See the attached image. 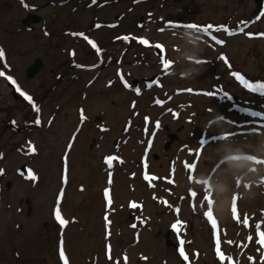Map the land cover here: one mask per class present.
Returning a JSON list of instances; mask_svg holds the SVG:
<instances>
[{
    "label": "rangeland",
    "instance_id": "1",
    "mask_svg": "<svg viewBox=\"0 0 264 264\" xmlns=\"http://www.w3.org/2000/svg\"><path fill=\"white\" fill-rule=\"evenodd\" d=\"M33 1L36 0H27L29 3ZM98 1L99 5L105 1L107 6L96 9V5L87 14L80 13L82 11L72 13L74 17L68 19V24L80 22L82 17L83 25L65 26V29L71 31L79 28L85 31L94 18L99 22H109L111 26H118L114 30L92 32L93 37L106 51L109 60L87 90L83 88L84 81L96 71L84 73L71 70L69 75H65L64 81L58 84L53 78L56 73H63L69 64L68 60L71 61L57 49L59 47L65 50L68 47L75 48L78 62L92 64L96 61L99 64L100 58L95 60V55L90 54L87 57L89 46L82 39L75 42L66 37L61 43L54 45V50L46 51L39 31L35 40H33L34 35L31 37L17 35L10 37V42H5L7 38L3 34L4 25L0 27V42L6 47L8 45L9 51L12 48L11 42L15 45L9 61L4 63L12 69L14 67L12 74L6 72L5 75L16 79L17 82L13 80L16 88L24 91L31 98L34 95L40 99L46 93L47 87L56 85L42 101V107H38L40 111L37 113L32 103L25 98L21 100L13 98L10 90L5 86L6 81L9 80L0 75V170H2L0 264H65L64 260L67 264H116L117 261L119 264H125V257L127 264H253L248 260L249 256L254 258L255 264H262L260 252L257 251L260 246L256 243L258 235L255 225L261 223V231H264V164H257L254 161L264 160V95L246 88L233 75L235 73L242 76L253 87L264 84V17L260 21H255L253 15L256 11L255 1L142 0L139 3H136L137 0ZM36 3L41 5L40 2ZM57 10L54 8L47 9V12L42 10L41 13L45 14L40 15L43 16V20H48L52 29L61 31L64 26L61 27L60 21L67 18L64 15L58 17L60 13L65 12ZM13 12L15 13L13 23L18 26L24 14L18 7L14 8ZM121 13L123 17L115 19ZM140 18L144 25L142 28H138L137 21ZM5 19L8 18L0 17V22ZM164 19L182 25L195 24L201 29L212 26L208 31L209 37L212 38L207 43L188 42V40L196 41L194 37L202 33L193 34L192 39L185 38L186 34L182 32L173 35L162 25ZM221 26L229 31L238 27L243 30L230 36L219 30L214 32L215 28ZM138 35L149 36L148 43L162 41L163 45L168 47V53L171 51L170 47L175 49L169 56L173 61L176 60V65L173 68L174 72L163 79L164 88L168 90L173 87L194 88L192 97L183 96L177 100L178 104L184 102L185 107H187L186 102L191 103L189 110L192 111V125L183 122L187 114L182 111L181 119L176 123L165 119L163 130L157 134L153 159H162L158 174L167 177L166 159L174 153L171 148L177 147L179 153V146L190 143L193 152L190 156L183 157L194 161L197 168L202 153L208 146H213L210 148L213 149L219 146L216 144L224 142L226 144L213 151L208 148L205 152L203 158L207 174L199 170L193 175L192 181L189 179L183 181L176 176L172 186L168 185L167 181L162 182L163 197L168 196L170 202L177 205L179 209V213L176 212L177 220L181 222V231L186 230L185 234L181 233L178 236L184 241V252L188 257L185 263L177 257L171 246L174 240L168 233L167 224L173 219V215L169 208H165L167 210L165 212L163 207L157 208L147 200V205L153 209V213L149 214L151 221L144 231L139 232L141 244L134 243L135 231L139 230L126 226L131 219L127 218L129 210H126L125 203L128 198L139 199L146 193L143 192L142 184L135 185L138 178L132 182L135 190L130 193L128 184L131 181L126 180L121 170L115 174L113 193L116 202H113L110 208V211L114 208L117 212L111 216L114 225L101 226L100 214L104 206L101 205L99 191L104 184V173L99 159L101 155L111 152V142L120 135L124 119L131 115L127 105L132 99L130 93L126 94L122 91L117 82L110 88L104 87V84L114 77L115 67V73L120 71L126 73V67L131 68L130 78L138 81L142 78H150L156 73L153 65L156 61L152 53L153 49H144L145 44L136 43L135 37ZM121 36H128L130 43L128 45L122 43ZM216 40L226 45L217 44ZM119 48L126 52L121 55V62L115 65L117 53L121 51ZM35 57L43 59L44 67L42 70L39 69L41 71L37 72L38 75L36 74L34 79H27L24 70L34 63ZM190 59L192 61H189ZM137 61L142 64L130 65ZM230 73L233 76H229ZM71 74H75L77 79H71ZM180 74L183 76L181 77ZM44 79L46 82L42 85ZM82 92L87 94L83 104L90 121L83 125L75 142L66 150L64 156V149L69 142L67 133L76 122L75 104L80 100L79 95ZM160 92L142 94L137 106V109L141 110L139 118L143 113L151 114L154 118L161 112L149 106L151 98ZM209 92L213 95L204 94ZM53 114L54 117L51 118ZM37 117L41 118L40 126L30 132L31 129L26 126L29 122L33 123ZM13 121L15 124L12 129L9 123L13 124ZM100 121L106 122L105 125L110 128V132L101 134L96 131L94 126ZM191 132L193 135H189ZM133 133L137 135L136 130ZM100 136L103 139H100ZM94 140L99 147L92 146ZM250 143L256 147L253 145L249 147ZM127 146L123 149V153L127 159V172H129L134 168L131 164L132 156L135 154L138 156L139 148L133 145V141H129ZM30 147H33L35 152H29ZM221 149L226 150L223 153L241 150L261 156H254L251 160L220 158L224 156ZM210 154L212 158L208 160ZM247 156L249 155L241 157ZM224 163L241 164L240 166L246 167L242 173L229 175L231 183L239 185V182H242L239 191L248 193L247 196L253 201L251 203H255L254 212L248 210L247 213H240L237 210L240 221L245 214L249 217V227L243 231L241 225L234 223L236 227L229 232V228L224 226L215 208L218 197L215 194V185L221 182L219 171ZM22 164L28 165L30 174L35 176L34 180L29 178L30 174L26 176L18 174L17 169ZM62 174L67 179L63 193ZM208 183L212 184L210 191H206ZM116 184L119 188H116ZM77 185H80L79 189ZM187 188L195 193L191 199L194 209L191 206L189 208L187 199H182ZM234 189L236 191V187ZM209 199L217 223L216 231L206 218ZM27 200L31 208L29 216L26 215ZM232 204L233 200L229 199L228 211L224 209L225 215L229 214L231 220L234 219ZM57 207L61 217L68 221L64 228H61L55 219ZM192 211L196 212L193 218L190 217ZM118 214L119 219H116ZM185 221H188L189 228L185 227ZM68 226L70 228L67 229ZM205 229L210 232L209 237L205 234ZM106 233L109 236L106 241L108 247L105 248L102 244ZM217 234L220 240V252L224 255L223 261L216 252ZM249 236L253 238L251 243L248 242ZM61 241L64 259L59 256ZM109 246L111 259H109ZM124 248L126 250H122Z\"/></svg>",
    "mask_w": 264,
    "mask_h": 264
},
{
    "label": "flooded vegetation",
    "instance_id": "2",
    "mask_svg": "<svg viewBox=\"0 0 264 264\" xmlns=\"http://www.w3.org/2000/svg\"><path fill=\"white\" fill-rule=\"evenodd\" d=\"M36 2H40V4H37ZM98 0H95V3L92 2V0H36L33 1V3H29L27 2V0H24V3H21V0H0V17H5L8 19H5L4 21L0 22V27L1 25H4V35L6 36L7 40L5 42H10L11 40H9L10 37L13 36H24V35H34L33 36V40H35L36 38V34L37 31H39V33L42 36L43 39V47L46 51H50V50H54L55 44H59L62 42V40L64 38H69L70 40L73 41H79V40H83V42L85 44H87L89 46V52L87 53V57L91 55H95V60H99V64L96 63V61H94L92 64H84L81 62H78V60H76V56H77V52L75 50V48L72 47H68L66 50L65 49H60L61 47L57 48L59 51H61L62 54H65L66 57L69 61V64L66 67V70L63 73H56L54 75V81L58 83H62V81H64L65 79V75H69L71 70L74 71H79V72H84V73H90V72H94L93 75H91L86 81H84L83 84V88H86V90L88 89L89 86H92L93 81L96 79L97 75L99 74V72L103 69L102 67H105L107 64V61L109 60V58L107 57V53L105 50H103L102 45L99 43L98 40H96L93 35L92 32L93 31H97V30H114L116 29L118 26H111V24L105 23V22H99L96 20V18H94L93 22H91L90 26H88V28L85 31H81V28L77 29L76 31H71L69 29H65V26L68 27H73L76 25H83V18H80V22H73V25L68 24V19L71 17H74V14L77 11H82L80 13L83 14H87L88 11H90V9H92L94 6L97 5L96 9L98 8H104L107 5L104 3L105 1H102V3L99 5L98 4ZM25 5H27V7H25ZM18 7L20 9V12L23 13L24 15L20 18L19 22H18V26H15L16 24L13 23V16L15 15V13L13 12V9ZM49 8H54L55 10L59 11H63L65 13H60L58 15H64L67 19H63L60 21V25L61 27L64 26V29H62L61 31H57L56 29H52L51 25L49 24L48 20H43V16H41L40 14H42V10H44L45 12H47V9ZM45 13H43L42 15H44ZM51 17V16H50ZM123 14H119L115 19L118 18H122ZM55 18V16H54ZM58 21V20H56ZM97 25H99V27H97ZM55 26V25H54ZM35 34H34V33ZM21 33H25V34H21ZM38 33V34H39ZM47 33V34H45ZM74 33H82L83 36L80 35H73ZM84 36H86L88 38V40L93 41L94 43H96V45L98 46V48L100 49V52L97 53L95 49L92 48V46L88 43V40L84 39ZM128 37V36H127ZM121 42L124 44H129V40H125L123 39L124 36H121ZM129 38V37H128ZM32 40V39H31ZM32 40V41H33ZM12 48L11 51H9L8 45L7 47L5 46L4 43L0 42V49H3L4 51V57L3 59H0V73L5 74L6 72H12L13 69L11 66H8L4 63V61L8 62L9 58L11 57L10 54H12V50L14 51L15 48H13L15 45L13 42H11ZM120 46V44H117V46ZM121 51L117 53V57L115 60V65L118 62L119 57H121V55L126 52L124 51V49L119 48ZM118 49V50H119ZM72 53H75V55H72ZM24 57V56H23ZM38 57L33 58V61H35ZM94 58V57H93ZM41 61V63L43 64L41 66V70L44 67V63H43V59H39ZM64 60V59H63ZM121 62V61H120ZM119 63V62H118ZM77 65H81L82 67H77ZM98 65V66H97ZM95 68L97 70H95ZM127 72H117L116 71V67L114 68L113 71V76L112 78H110L107 81V84H104V87L110 88L111 85H114V83L117 82V84L120 86L121 90L127 93H130V95L132 96V99L129 100L128 102V110H129V106L130 105H135V107L138 106V99L141 98V96H143V92L148 90L147 87L145 85H143V88L140 90V94L137 95L134 93L135 88L132 87L130 88V84H135L138 85L139 82H143L145 84V81L143 80L144 78L138 80H133L130 78V74H131V69L126 67ZM39 70L38 73L41 71ZM26 71V68L24 70V72ZM12 74V73H11ZM38 75V74H37ZM37 75H35L32 79H34ZM121 77H123V80L121 79ZM71 79H77V76L75 74H71L70 75ZM14 81H16V79L13 78ZM44 82L42 83L45 84L46 79L43 80ZM17 82V81H16ZM111 82V84H110ZM125 82L129 85V87H125ZM135 82V83H134ZM40 86V84H39ZM140 86V85H139ZM56 87V85H51L50 87H47L46 93L43 94V98L38 99L37 97H35L34 95L32 96V102L37 106V107H42V101L45 99V97H48L49 93ZM11 95L13 96V98L16 100H21L22 98H24V96L21 95V93H18L14 90L10 91ZM86 97L87 94L86 92H82L79 95V101L78 103H76V107H75V112H76V122L73 123L71 130L67 133V135H69V141L70 144L72 145L77 136L79 135L82 127L84 124L88 123L89 120V116L86 114V109L85 106L83 104V101H86ZM58 107H55V109H57ZM167 109V108H166ZM165 109V110H166ZM165 110H163L162 112H164ZM55 112V110L53 111ZM81 112H83L85 119L83 121H81ZM54 117V114L51 118ZM138 117H126L125 121L123 122L122 125V129H121V133L118 137H115V139H113V141L111 142V146H112V150L111 152L101 155L99 162H104L105 158L108 156H115L118 157V160H114L113 161V167L109 168L105 163L102 164L103 167V186L102 187H106L109 189V192L111 194V200L113 202L115 201V196L113 193V185H114V179H115V174L117 172H119L120 170L123 173V176L126 178V180H128V182L131 181V183L128 184V190L129 192H133L132 188L133 186L136 185V183L138 186H141V184L143 185V192H145V195H141V197L139 199H136V201H140V204H142V206H147V200L152 202L154 204V206H159L158 203L155 202V200L152 199L151 197V193L153 192L152 190V186L156 187L154 189V192H161L160 190V184H158V180H155V182L149 181L144 183L143 179H142V175L141 173H147L149 175H155L156 178H158V171H160V163H161V158L160 159H153V154L154 152L151 150L153 149V147L155 146L156 143V138H157V134L160 133L163 128H164V120L165 119H169V121L171 123H176L178 122L177 118L172 119L169 115L166 116V114L161 115L160 117L157 116V118H155L154 122L150 124L149 126V131L145 132L146 129V125L143 123V120ZM39 119L41 120V118L39 117ZM36 121V120H35ZM35 121L33 123L29 122V125L26 126V128L31 129L30 132L34 129L39 127L40 125H37L35 123ZM50 120L48 119V122ZM159 122L160 127L156 128V123ZM106 122L104 121H100L99 123H97L94 127L96 128V131H98L101 134H106L108 132H110V128L108 126L105 125ZM10 127L13 129L14 128V124L9 123ZM101 129H105L104 131H102ZM136 130V134L139 135V137H137V135H133V131ZM14 131V130H13ZM17 131V129L15 130V132ZM29 133V132H28ZM102 136H100V139ZM173 138V137H172ZM129 141H133V145H135L137 148H139V154L138 156H136V154L134 156H132V161L131 164H133V169L128 171V166H127V159L126 156L123 153V149L129 144ZM93 147H99V144H96L95 140L92 143ZM92 146L90 147V149L92 148ZM131 146V145H129ZM127 146V147H129ZM171 150L174 153H171L170 156L166 159V169L171 170H175L176 166H177V151L178 148L176 147L171 148ZM136 152V151H135ZM122 161V163H121ZM157 161V162H156ZM152 162H156L158 163L156 165V168L153 167V163ZM20 168V167H19ZM19 168L17 170H19ZM174 173L176 174V171H174ZM109 174H111V184L108 183L109 180ZM139 179L135 185L132 183L135 179ZM66 183L64 184L63 188L65 190L66 188ZM152 185V186H150ZM80 185H77V189H79ZM158 188V189H157ZM153 192V193H154ZM147 195V196H146ZM101 198V196H100ZM103 198V197H102ZM101 198V202L102 204L104 203L102 201ZM135 199V198H133ZM146 208V207H145ZM114 209V208H113ZM147 209V208H146ZM115 210V209H114ZM139 210V207L137 208H133L132 210H130L131 212H128V219H131L126 226L129 227L134 223H139L136 222L134 220H139L142 217V213ZM117 214L116 211L114 212H102L100 214V219L102 220L101 223L103 226H107L106 222H105V216H108V220L110 221V225H114L113 221V217H111L112 215ZM147 214H149L147 212ZM110 215V216H109ZM119 218V217H118ZM120 223H122V221L120 220ZM132 223V224H131ZM105 241V239H103V242ZM104 246V244H102Z\"/></svg>",
    "mask_w": 264,
    "mask_h": 264
},
{
    "label": "snow or ice",
    "instance_id": "3",
    "mask_svg": "<svg viewBox=\"0 0 264 264\" xmlns=\"http://www.w3.org/2000/svg\"><path fill=\"white\" fill-rule=\"evenodd\" d=\"M92 2L95 3V0H92ZM21 3L23 4L24 0H21ZM25 7H27V5H25ZM97 27H99V25H97ZM186 27L189 28V29L195 30L196 32L203 31V32L207 33L212 26H208L207 28L201 29L195 24H189ZM223 30L226 31V32L228 31L227 29H223ZM45 34H47V33H45ZM229 34H231V33H229ZM73 35L83 36L82 33H74ZM84 39L88 40V38L86 36H84ZM123 39L127 40L128 38L124 37ZM139 42L142 43V44H145V45L148 44V42L146 40H143V39L139 40ZM88 43L92 46L93 49L96 50L97 53L100 52V49L98 48L96 43H94L91 40H88ZM215 43L221 44L223 42L219 41V40H216ZM156 47L160 48L161 46L160 45H156ZM72 55H75V53H72ZM3 57H4V51H3V49H0V59H3ZM222 59H224V58L222 57ZM199 62L200 61H197V63H199ZM77 67H82V66L81 65H77ZM167 68H168V62L165 61L164 65H163V70L167 71ZM0 75H3V73H0ZM233 75L246 88H249L251 91H254V92L259 91V93L261 95H264V84H258L255 87H253L242 76H239V75H237L235 73ZM121 79L123 80V77H121ZM153 84H157L158 85V81H154L153 83H148L146 86L148 88H151V87H153ZM125 87H129V85L126 82H125ZM18 91H19V89H18ZM135 91H136L137 95L140 94V89L139 88L135 89ZM204 94L208 95V96H212L213 95V93H211V92L204 93ZM21 95L24 96V98L26 100H28L29 103H32L34 111L39 113L40 109L32 102V98L30 96L25 95L22 92H21ZM156 103L157 104H161L162 102L157 100ZM133 107H135L134 104H133ZM84 119H85L84 114H83V112H81V121H83ZM146 122H147V118H146ZM35 123L37 125L40 124L39 117H37ZM13 124H15V121H13ZM155 126H156V128H159L160 127L159 122H157ZM101 130L104 131L105 129H101ZM29 151L30 152H35V149L33 147H30ZM242 158L243 159H250V160L253 159V157H250V156H247V157H231V159H242ZM118 159L119 158L115 157V156H108V157L105 158V163H106V165L109 168H112L113 167V161L114 160H118ZM254 162L257 163V164H264V160H255ZM121 163H122V161H121ZM185 167L191 173L195 169V164L189 165V164L186 163ZM0 174H2V170H0ZM29 178L34 180L35 176L30 174ZM144 179L146 181H152V180H155L157 178L153 177V176H149V175H147V173H145ZM190 179H191V176H190ZM111 182H112L111 181V174H109L108 183L111 184ZM168 182L171 183L172 181H168ZM150 186H152V185H150ZM191 195L195 196V193L193 192V193H191ZM104 197H105V199L107 201V206L110 207L111 204H112V200L110 198L109 190H105ZM236 200H237V198L234 197L231 211H232V214H233V218L236 219L237 223H241L240 217H239V215L237 213ZM164 203L166 204V202H164ZM168 206L171 207L170 205H168ZM130 207L131 208H137L138 205L135 202H132V203H130ZM176 212L178 214L179 213V209H176ZM206 218L211 223V226H212L213 230L216 231L217 230V223H216V220L214 219L212 211H211V200L210 199L208 201V212L206 213ZM55 219H56V221L58 222V224L60 225L61 228H64L67 225V223H68L67 220H65V219H63L61 217L60 210H59L58 207H57V209L55 211ZM105 222H106V225L110 223V221L108 220V216L107 215L105 216ZM141 223H143V221H141ZM242 223H243L244 227H249V217L246 214H245V216L243 218ZM131 227L135 228L136 225L133 224V225H131ZM172 228H173L174 231H176L178 233L180 231V228H181V222L179 220H177V222L172 225ZM255 229H256V233L258 235V239L256 240V243L260 246L257 249V251L260 252L261 262H262V264H264V231H261V223H256ZM252 239H253L252 236H249L248 237V242L251 243ZM228 243L231 244L232 241H228ZM179 244L181 245V247L179 248V254H180L181 257H183L185 259V261H187L188 257L186 256V254H185V252L183 250V247H182L183 244H184V241L180 240ZM215 246H216V252L218 253L220 260L223 261L224 260V255L220 252V240H219V235L218 234L216 235ZM244 246L246 247V245H244ZM59 256H60L61 259H64V251H63L62 241H61V247H60V250H59ZM109 259H111L110 246H109ZM248 260L253 262V264H255V261H254L253 257L249 256ZM65 264H67L66 260H65ZM116 264H119V262L117 261ZM125 264H127V258L126 257H125Z\"/></svg>",
    "mask_w": 264,
    "mask_h": 264
},
{
    "label": "bare ground",
    "instance_id": "4",
    "mask_svg": "<svg viewBox=\"0 0 264 264\" xmlns=\"http://www.w3.org/2000/svg\"><path fill=\"white\" fill-rule=\"evenodd\" d=\"M136 109H137V107H136ZM124 121H125V119H124ZM78 137V136H77ZM216 145H219V146H217V147H215V148H213V149H210L211 147H213V146H208V148L211 150V151H213V150H215L216 148H219V147H222V146H224V145H226L225 144V142L223 143V144H221V143H219V144H216ZM251 145H253L252 143H250L249 144V147L251 146ZM253 146H255L256 147V145H253ZM208 148L206 149V150H204L203 151V153H202V156H201V162L198 164V166H197V171L199 172V170H200V172H201V170H202V172L204 173V171H205V173L207 174V171L205 170V166H206V164H205V161H204V155H205V152L208 150ZM73 149V148H72ZM154 150V147H153V149L151 150V152ZM72 151V150H71ZM222 153L223 152H225L226 150L225 149H221L220 150ZM220 152V153H221ZM71 153V152H70ZM224 154V156H222V157H220V158H225L226 156H227V154H231V155H234V156H243V155H249V156H255V155H257V156H259L258 154H256V153H246V151L245 152H243V151H234V152H231V153H223ZM261 156V155H260ZM212 158V154H210V155H208V160H211V158ZM157 162V161H156ZM156 162H152L153 164V167L154 168H156V165L158 164V163H156ZM214 164V163H213ZM241 165V164H240ZM239 164H234V163H224L223 165H222V167L220 168V171L219 172H221L220 173V179H221V182H219L218 184H216L215 185V194L216 195H218V197H216L217 199H216V201L215 202H217L216 204H215V202H214V204H215V208L217 209V212L219 213V215L221 216V220H223V223H224V226L225 227H228L229 228V232H231L232 230H233V227H236L235 226V224L237 223V221H236V219H232L231 220V218H230V215L228 214V215H225V213H224V209L226 208V211H228V205H229V199H231V200H233V198L234 197H236L237 198V200H236V203H237V210H238V212H245V213H247L246 211H251V212H254V208H255V203L254 204H252L253 203V201L252 200H250V198L247 196V194L248 193H244L243 191H239V189H240V185L242 184V182L240 181L239 183V185H237V184H233V183H231V181L229 180V175L230 174H234V173H242V171H244L245 170V168L246 167H244V166H240ZM212 166V165H211ZM167 170V169H166ZM219 172H218V174H219ZM205 174V175H206ZM217 175V174H216ZM179 178H180V180H183L184 181V178H183V176H181V175H179ZM237 178V177H236ZM235 178V179H236ZM238 181H239V178L237 179V183H238ZM68 182H69V180H68ZM68 184V183H67ZM137 184H139V183H136V185ZM117 185V184H116ZM119 185H117L116 186V188H119L118 187ZM211 187H212V184L210 183L209 185H207L206 186V189L207 190H212L211 189ZM234 187H236V191H235V189H234ZM113 189H115V184L113 185ZM138 192V191H137ZM232 194V195H231ZM234 194H235V196H234ZM99 196H100V191H99ZM241 197V198H240ZM101 199V198H100ZM63 202H64V200H63ZM62 202V203H63ZM252 202V203H251ZM101 205L103 206V204H102V202H101ZM146 208H147V212L149 213V214H152L153 213V209L151 208V206L150 205H147L146 206ZM142 210H144V208L142 209ZM120 215L118 214V215H116V219L119 217ZM227 216V217H226ZM244 218V217H243ZM243 218L241 219V224L240 223H238V225L240 226L241 225V231H243L244 229H246L247 227H244L243 226V223H242V221H243ZM119 219V218H118ZM119 221V220H118ZM233 222V223H232ZM235 223V224H234ZM101 226H102V224H101ZM68 228H70L69 226L67 227V229ZM189 228V227H188ZM66 229V230H67ZM205 234H207L208 235V237L210 236V232L207 230V229H205ZM248 234V233H247ZM141 240L139 241V243H138V245H140L141 243ZM173 247V246H172ZM208 248V247H207ZM210 253H211V250H210Z\"/></svg>",
    "mask_w": 264,
    "mask_h": 264
},
{
    "label": "water",
    "instance_id": "5",
    "mask_svg": "<svg viewBox=\"0 0 264 264\" xmlns=\"http://www.w3.org/2000/svg\"><path fill=\"white\" fill-rule=\"evenodd\" d=\"M255 2H256V5H257V9L258 10H261V8H262V6L264 4V0H255ZM41 66H42L41 61L39 59H36L34 61V63L27 68V70H26V78L27 79L33 78L37 74V72L39 71V69L41 68ZM20 172L21 173H27L28 172V169L26 168L25 165L21 166ZM7 187H9V183H7ZM25 204L27 206L26 215L29 216L30 213H31V208H30L29 201L27 200L25 202Z\"/></svg>",
    "mask_w": 264,
    "mask_h": 264
}]
</instances>
